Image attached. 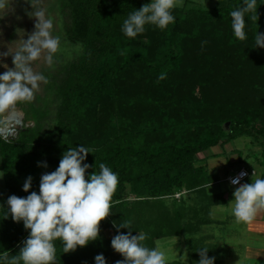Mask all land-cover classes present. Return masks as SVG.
<instances>
[{
	"label": "trees",
	"instance_id": "1",
	"mask_svg": "<svg viewBox=\"0 0 264 264\" xmlns=\"http://www.w3.org/2000/svg\"><path fill=\"white\" fill-rule=\"evenodd\" d=\"M149 3L61 0L67 41L80 52L48 74L40 98L47 106L26 110L34 127L9 141L0 138L6 185L0 191V264H8L5 252L9 260L19 255L30 235L8 212V196L39 194L40 175L55 171L63 154L79 146L91 150L83 162L92 166L86 179L103 163L119 183L98 238L69 253L55 240V264H95L99 254L106 264L123 260L108 234L117 235L114 224L123 221L131 228L119 233H143L149 248L161 239L184 237L192 253L204 247L207 255L216 252L197 236L203 225L215 224L211 208L228 199L208 193L207 186L220 183V177L197 157L249 137L257 148L246 159L264 167V48L255 45L256 33H264V0H257V21L245 15L244 41L234 36L230 15L243 0H218L210 9L174 8L175 21L167 28L147 24L143 33L127 37L123 22ZM162 73L166 78L160 80ZM239 163L246 168L244 159Z\"/></svg>",
	"mask_w": 264,
	"mask_h": 264
},
{
	"label": "clouds",
	"instance_id": "2",
	"mask_svg": "<svg viewBox=\"0 0 264 264\" xmlns=\"http://www.w3.org/2000/svg\"><path fill=\"white\" fill-rule=\"evenodd\" d=\"M8 4L9 0H0V9H5ZM176 6L177 0H151V3L129 14L122 31L127 37L135 38L145 31L147 24L165 29L175 21L172 10ZM46 13L45 8L31 11V17L36 21L34 31L26 40L23 39L15 52L9 48L7 52H0V57L12 56L14 65V68H9L3 64L7 70L0 74V138L5 141L13 138L24 126L18 105L31 103L41 83H48L47 78L34 69V62L42 59L47 66H53L54 55L60 48V37L53 35V18ZM248 13H251L252 21L258 20L257 0H243V6L230 13L234 36L240 41L246 39L245 15ZM255 45L264 48V33H256ZM165 78L163 73L159 77L160 80ZM90 152L84 146L69 148L58 168L41 176L39 194L33 191L26 198L8 197V212L12 219L23 221L25 229L30 230L19 255L9 260L8 252L3 254L2 258L8 264H20L21 261L23 264H55V240H61L64 253H69L98 238L101 221L111 215L112 197L119 181L118 175L103 163L99 165L98 174L93 172L86 179V171L92 166L83 162ZM43 166L47 167L46 164ZM246 175V172H241L231 179V184L239 185L231 201L232 215L237 224H249L264 212V179L255 178L251 183L241 184ZM31 184L32 177L29 176L23 190L28 192ZM114 227H117L118 234L111 240V247L124 257L116 264H167L163 250L145 246L143 233L133 235L131 230L127 234L119 233L120 228H131L130 221L114 224ZM208 251L206 247L198 250V264H214L215 257L209 258ZM95 264H106L105 257L97 255Z\"/></svg>",
	"mask_w": 264,
	"mask_h": 264
},
{
	"label": "rangeland",
	"instance_id": "3",
	"mask_svg": "<svg viewBox=\"0 0 264 264\" xmlns=\"http://www.w3.org/2000/svg\"><path fill=\"white\" fill-rule=\"evenodd\" d=\"M217 1L218 0H177V6L175 8H184L188 5V9H210L215 7ZM31 3L33 4V8ZM37 8H45L47 10L46 14L52 17L54 21L53 35H58L61 39L60 48L53 58V66H47L42 59L33 64L34 69L41 72L48 79V74H54L59 69V66L62 67L80 52V48L71 47L67 41L64 31V20L68 21V18L67 15L64 16V12L61 10V0H38V2L37 0H9L8 6L5 9H0V52H7L8 48L12 52H15L20 47L23 39L26 40L28 34L34 31L36 21L34 17H31V11L34 12ZM0 61H2V63H0V74H3L7 70L3 67V64H7L9 68H14L12 56L6 58L0 57ZM46 86L47 84L41 83L40 90L35 93V98L31 103L18 105L19 110L22 112L24 126L18 129L19 132L11 139L17 138L23 128L34 127L35 122L33 119L26 118V110H43L47 106L45 100H43L44 98L42 100L40 99L45 94ZM252 141L253 140L249 137H242L224 147H220V149H211L204 155H199L197 157H208V161H206V163L204 162V165H208L209 167L213 162L216 164L217 169H215L213 173L218 174L220 177V183L217 189H222L223 191L227 190L228 183L224 182V177L234 174L241 169L242 164H239V158L246 161L244 166L249 171L254 169L253 172L255 175L252 176L253 180L255 178L264 179V167L256 166L252 157H250L251 159L249 160L246 159L247 156L250 155L252 148L255 150L257 148L252 146ZM228 160L235 165L226 167V162ZM220 164L224 165L220 166ZM53 171V168L45 170L40 175V178L43 174ZM252 179L250 178L246 183H251ZM5 188V176L3 172H0V191L4 192L6 190ZM226 199H228V195ZM2 207L7 208V204L5 202L2 203ZM214 218L217 221L223 222V224L208 228L202 233V238L204 236L219 238L218 241L214 243V246L217 247L216 251H221V255L212 256L215 257L214 264H264V260L247 257V249L255 250L256 252L260 251V253L261 250H264V226L263 228L261 227V229L257 228L259 232L255 233L254 231V233H252L248 230L249 224H237L232 215V202L228 203V206L216 209L214 211ZM253 222L258 224L262 222L264 224V212L259 213ZM108 234L111 238L116 236L112 231H109ZM157 246L165 252L167 264H172L173 262H180L181 264H198L200 260V257L198 258L196 256L198 253H191L186 249V242L182 240V238L161 239L157 241Z\"/></svg>",
	"mask_w": 264,
	"mask_h": 264
},
{
	"label": "crops",
	"instance_id": "4",
	"mask_svg": "<svg viewBox=\"0 0 264 264\" xmlns=\"http://www.w3.org/2000/svg\"><path fill=\"white\" fill-rule=\"evenodd\" d=\"M220 147H221V146L216 147V148H213V149H220ZM233 150H234V149H233ZM209 151H210V150H209ZM219 151H221V150H219ZM230 152H232V151H230ZM205 153H206V152H204V153H202V154H200V155H204ZM215 155H216V154H215ZM215 155H213V156H215ZM207 158H208V157H206V158H205V157H204V158H199V159H200V164H201V165H204V162L206 163V161H208ZM226 163H227L226 167H229V166L235 165V164L229 162V160H228ZM239 164H240V163H239ZM223 165H224V164H223ZM223 165L220 164V166H223ZM217 167H218V166H217ZM209 168H210V169H212V168H216V164H215L214 162L211 163V166H210ZM230 168H231V167H230ZM231 175H232V174L228 175V177H230ZM256 176H257V175H256ZM252 178H253V177H251V179H252ZM226 183H227V182H226ZM245 183H246V182H245ZM218 184H219V183L214 184V185H211V187L208 188V193H209L210 195H221V194H225L226 196L228 195V203H230L231 200L234 199L233 193H234L235 189L231 188V187L227 184V185H228V186H227V190L223 191L222 189H221V190H220V189H217ZM187 196H188V195H187ZM228 203H227V205H216V204H215V205L211 208L209 215H210V217L215 221V224H206V225H203L201 233L197 236V237H200V239H203V240H204V243H205L206 246L214 245V243H215L216 241H218L219 238H218V237L211 238V237H209V236H204V237L202 238V233H203L205 230H207L208 228L215 227V226H219V225L223 224V222L217 221V220L214 218V211H215L216 209L220 208V207L228 206ZM199 215L202 217L201 214H199ZM201 219H202V218H201ZM259 223H260V224L255 223V222L249 223V225H248V230H249L250 232H252V233H254V231H255V233H256V232H259V229H261V227L263 228V226H264V224H263L262 222H259ZM201 226H202V225H201ZM257 228H259V229L257 230ZM255 229H256V230H255ZM251 230H252V231H251ZM250 232H249V233H250ZM181 238H182V240H184V241L186 242V249L192 253V251L189 249V247H188V245H187L189 240L185 239L184 237H181ZM218 255H221V251H220V250H219V251H216V252H214V253H211V252H210V254H209L208 256H209V257H212V256H218ZM247 257H249V258L254 257V258H256V259L264 260V250H261V253H260V251H259V252H256L255 250L247 249Z\"/></svg>",
	"mask_w": 264,
	"mask_h": 264
},
{
	"label": "built area",
	"instance_id": "5",
	"mask_svg": "<svg viewBox=\"0 0 264 264\" xmlns=\"http://www.w3.org/2000/svg\"><path fill=\"white\" fill-rule=\"evenodd\" d=\"M241 172H246V173H247V175L244 176V177L241 179V181H240L241 184L245 183L247 180L250 179V177H251L250 172H249L246 168L242 167L239 171H237L236 173L232 174L230 177L227 178V182H228V184L230 185V187H232V188H237V187H239V185H233V184H231V179L234 178V177H236V176H238L239 173H241ZM181 196H182L181 194H176V195H175V198H176V199H180Z\"/></svg>",
	"mask_w": 264,
	"mask_h": 264
},
{
	"label": "water",
	"instance_id": "6",
	"mask_svg": "<svg viewBox=\"0 0 264 264\" xmlns=\"http://www.w3.org/2000/svg\"><path fill=\"white\" fill-rule=\"evenodd\" d=\"M19 132V130H17Z\"/></svg>",
	"mask_w": 264,
	"mask_h": 264
}]
</instances>
